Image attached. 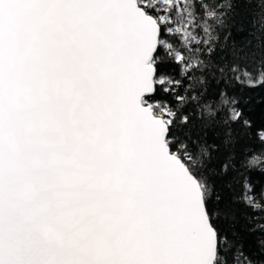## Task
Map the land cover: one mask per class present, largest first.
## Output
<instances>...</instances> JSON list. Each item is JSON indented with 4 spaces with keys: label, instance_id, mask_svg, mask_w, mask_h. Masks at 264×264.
<instances>
[{
    "label": "snow or ice",
    "instance_id": "6c2138e0",
    "mask_svg": "<svg viewBox=\"0 0 264 264\" xmlns=\"http://www.w3.org/2000/svg\"><path fill=\"white\" fill-rule=\"evenodd\" d=\"M256 88L264 0H0V264H264Z\"/></svg>",
    "mask_w": 264,
    "mask_h": 264
},
{
    "label": "trees",
    "instance_id": "16d2710c",
    "mask_svg": "<svg viewBox=\"0 0 264 264\" xmlns=\"http://www.w3.org/2000/svg\"><path fill=\"white\" fill-rule=\"evenodd\" d=\"M241 10H244L245 6H240ZM247 99V111L251 115L252 120L256 126L264 125V88L245 89L241 93ZM257 151H260L257 146ZM254 181L259 185L261 178L259 175H254ZM247 210L243 206L239 207L236 227L241 232H244L247 238L246 251L256 252V240L257 234L253 232H247L246 229L251 225L245 220Z\"/></svg>",
    "mask_w": 264,
    "mask_h": 264
}]
</instances>
